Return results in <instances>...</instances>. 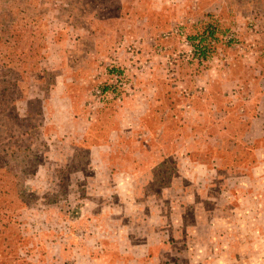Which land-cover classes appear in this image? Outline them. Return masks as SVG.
Segmentation results:
<instances>
[{"label": "rangeland", "instance_id": "1", "mask_svg": "<svg viewBox=\"0 0 264 264\" xmlns=\"http://www.w3.org/2000/svg\"><path fill=\"white\" fill-rule=\"evenodd\" d=\"M0 264H264V0H0Z\"/></svg>", "mask_w": 264, "mask_h": 264}, {"label": "trees", "instance_id": "2", "mask_svg": "<svg viewBox=\"0 0 264 264\" xmlns=\"http://www.w3.org/2000/svg\"><path fill=\"white\" fill-rule=\"evenodd\" d=\"M213 37H215V30L213 29V28H210V29H208L207 30V32H206V37L204 38V37H200V38H197L198 40H199V42L201 43L204 39H206V38H210V39H212ZM195 40V39H194ZM196 51H197V53H202L200 56H203V57H207V53H208V50H207V48H203L202 47V50H199V46L196 48ZM116 77H115V80H116V84H115V87H114V89H116V87L117 86H119V87H121L122 85H124V79H123V77L121 76V75H119V74H117V75H115ZM111 90V88L110 87H107V86H105L104 88H102V90H98V94H99V97L100 98H103V97H105V95L106 94H108L109 93V91ZM182 252H184V254H185V256L186 257H188V254H190V256L189 257H193L192 255H191V250H190V246L189 245H187L185 248H184V251H182ZM182 252H180V253H182ZM177 253H178V255H180L179 254V252H178V250H177ZM183 254V253H182Z\"/></svg>", "mask_w": 264, "mask_h": 264}, {"label": "crops", "instance_id": "3", "mask_svg": "<svg viewBox=\"0 0 264 264\" xmlns=\"http://www.w3.org/2000/svg\"><path fill=\"white\" fill-rule=\"evenodd\" d=\"M169 227H171V225H170ZM185 233H186V234H187V233H189V232H188V230H187V231H185Z\"/></svg>", "mask_w": 264, "mask_h": 264}]
</instances>
